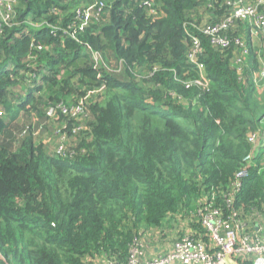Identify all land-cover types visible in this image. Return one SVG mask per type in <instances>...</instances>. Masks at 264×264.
I'll return each mask as SVG.
<instances>
[{"label":"trees","instance_id":"1","mask_svg":"<svg viewBox=\"0 0 264 264\" xmlns=\"http://www.w3.org/2000/svg\"><path fill=\"white\" fill-rule=\"evenodd\" d=\"M84 1L92 0H17L1 26L0 109L7 117L0 115V138L22 111L40 125L48 109L73 100L84 103L89 120L79 133L73 127L80 124L68 120L65 155L48 153L32 123L0 142V264H93L97 253L123 263L141 231L211 201L213 192L223 218L237 211L249 233L250 220L264 216L260 164L232 206L227 197L244 158L264 143L255 148L248 140L264 115L252 80L259 63L248 36L249 64L239 74L235 44L222 49L194 27L223 23L235 0H153L155 19L144 0H109L103 18L81 28L75 10ZM239 24L228 28L231 38ZM191 33L203 48L198 63L187 57ZM94 53L112 55L121 69L97 63ZM200 65L208 85L196 83ZM27 84L13 101L11 90ZM196 222L201 237L193 236L207 241Z\"/></svg>","mask_w":264,"mask_h":264},{"label":"built area","instance_id":"2","mask_svg":"<svg viewBox=\"0 0 264 264\" xmlns=\"http://www.w3.org/2000/svg\"><path fill=\"white\" fill-rule=\"evenodd\" d=\"M109 0H92L91 2H84L76 11V17L80 21L81 28L89 26L94 21H99L105 14V8ZM17 0H0V30L3 23L9 24L15 14ZM143 4L148 10L149 17L153 19L159 17V11L155 6L153 0H144ZM229 4L233 6L234 12L221 24L194 26L196 29L203 31L211 37L212 43L226 49L235 44V53L233 58V65L238 70L239 74H243L245 68L248 67V56L251 53L248 41L241 36L231 38L228 34V28L236 24L237 21L250 22L255 31H264V0H235L230 1ZM192 46L187 55L189 60L193 63H198L200 54L203 51L201 41L196 34L191 33ZM199 65V64H198ZM201 79L196 80L198 84L208 85V78L204 73L202 65ZM252 80L256 83L258 80H264V69H258L252 72ZM65 103L59 104L55 109L54 117L59 116L66 118L64 124L56 130V134L61 135L63 139L66 138L68 128V120L82 119L88 114V111L82 102L73 103L72 106H65ZM67 105V104H66ZM0 114H3L0 111ZM261 130L252 132L248 136V140L255 148L261 139L264 142V115L261 118ZM86 126V125H85ZM85 126H74L73 133L81 131ZM61 148L59 155L67 153V145L64 143L59 145ZM253 147V148H254ZM257 149L252 150L243 160L241 167L235 173L234 181L232 182L230 193L227 197L229 206L233 205L234 197L242 188V183L250 173L252 166H257L255 161ZM257 153L261 154L260 170H264V143L263 147ZM74 154V151L71 152ZM216 192L212 194V200L200 204L198 207L201 215V222L208 237L207 241H202L193 233H183L174 243L173 250L164 255H157L148 257L145 251L143 239L141 236L135 237L129 248V254L125 262L121 263L114 257H108V264H169L174 261H181L185 264H224L225 261L233 256H238L241 253H246L247 259H253V264H264V233L261 239L254 243L249 242V235L242 228V222L238 219L237 211L232 210L228 218L224 219L221 213V208L215 204ZM241 233L240 241L234 235L236 230Z\"/></svg>","mask_w":264,"mask_h":264},{"label":"rangeland","instance_id":"3","mask_svg":"<svg viewBox=\"0 0 264 264\" xmlns=\"http://www.w3.org/2000/svg\"><path fill=\"white\" fill-rule=\"evenodd\" d=\"M248 1L251 2L253 0H248ZM86 2H91V1H86ZM83 3H81V4H83ZM59 12L61 13V11H59ZM239 25H240V27H239ZM239 25L237 27H235L234 30L239 31V34H240L239 36L243 37V39L245 38L246 41H247V36L244 35L243 32L247 31L248 29H251V32L253 33V37H254L253 39H251V43L253 44V56H256V59L259 63V69H264V31L263 32L255 31L250 22L242 23ZM102 56H100V54H98V53H94L93 58L97 63H103L104 62L106 64V66L111 70L115 71V70L121 69L120 62L117 61L116 59H114V57L112 55L110 56L109 59H105L104 56L103 57ZM118 72H120V71H118ZM21 74H23V72H21ZM26 75H27V77H29L28 74H25V76ZM33 77H36V76H33ZM37 78L39 79L38 76H37ZM74 81H76V80H74ZM255 86L257 89L256 90L257 101L259 104H262V101L264 100V80H258L255 83ZM30 87H31L30 84L15 87L14 89L11 90V99L13 101H16V98L18 96H22L24 94L25 90L30 88ZM40 92H41V94H39V95L41 96L43 101H48L50 91H49V88L47 86V83H46V86H44L43 89L40 90ZM102 93L103 92H94V93H90V96L95 95V97H93L94 99H97V97H98L101 100L102 98H104L102 96L104 93L103 94ZM72 102H75V101L73 100ZM72 102H70L69 104L65 103L63 105L72 106V104H73ZM0 111L3 112V114H0L1 116L7 117V115L3 111V109H0ZM23 112L24 111H22L21 114L16 115V117L14 119L12 118L10 120H7L9 134L7 136H6V134L2 135V137L0 138V142L9 143L10 140L14 138V135L15 136L23 135L25 133V131L27 130L28 125H30V123H32L33 128H36V130L34 132L35 140L42 142L48 153H50L52 155H59L58 150H60V148H61L59 145L61 143H64V145L66 146L67 143H69L70 133L68 132L66 138L63 139L61 137V135H58L55 132L59 127L62 126L61 124L65 123V121L67 119L66 118L64 119L63 117H59L62 119L61 122H59V121H57L59 118H56V117L51 118V117L55 116L56 110L55 109H48V114L51 117L49 116V119L47 121L40 123V125H38V122H39L38 118L33 119L32 118L33 115H30L29 113L23 114ZM34 117H37V115L36 116L34 115ZM30 120H32V121H30ZM88 120H89L88 114L87 115L85 114L82 119L75 120V122L76 123L78 122L81 126H85V123H87ZM67 130L69 131V127L67 128ZM79 132H77V133H79ZM257 158L258 159L255 158L256 163L260 162V164H261L260 154H258ZM152 232H153V229L149 228L148 230H146V233H152Z\"/></svg>","mask_w":264,"mask_h":264},{"label":"crops","instance_id":"4","mask_svg":"<svg viewBox=\"0 0 264 264\" xmlns=\"http://www.w3.org/2000/svg\"><path fill=\"white\" fill-rule=\"evenodd\" d=\"M242 23H247L243 22ZM244 35L253 39V33L251 29L243 32ZM259 69V67H258ZM206 199V196L204 197ZM206 201V200H205ZM201 215L199 213L198 206L195 208H191L188 213H180L176 214L174 217L167 219L160 227H150L153 229L152 233H146V231H141V237L143 239L145 251L148 257H154L157 255H164L173 250L175 240L182 235L183 233H198V237H201L199 227L197 223H195V219L199 220ZM149 229V227H148ZM147 229V230H148ZM249 242L254 243L256 240L261 239L264 233V216H262L258 220L251 219L249 223ZM143 233V234H142ZM189 233V234H190ZM234 235L240 241L241 233L239 230L234 232ZM203 242L205 239H200ZM89 258V257H88ZM89 260L93 264H108V256L105 253L95 254L93 257L89 258ZM246 262H250L253 264V259H247L246 253H241L238 256H233L228 258L224 264H247ZM169 264H185L181 261H174ZM196 264V263H193Z\"/></svg>","mask_w":264,"mask_h":264}]
</instances>
